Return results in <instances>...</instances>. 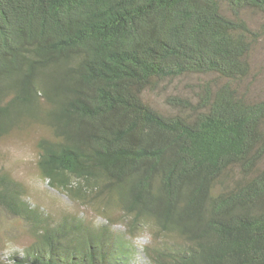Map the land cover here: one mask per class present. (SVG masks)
Instances as JSON below:
<instances>
[{
	"label": "trees",
	"instance_id": "16d2710c",
	"mask_svg": "<svg viewBox=\"0 0 264 264\" xmlns=\"http://www.w3.org/2000/svg\"><path fill=\"white\" fill-rule=\"evenodd\" d=\"M263 39L264 0H0V138L45 126L42 178L106 217L55 220L0 171L34 235L13 264H264Z\"/></svg>",
	"mask_w": 264,
	"mask_h": 264
},
{
	"label": "rangeland",
	"instance_id": "374dc122",
	"mask_svg": "<svg viewBox=\"0 0 264 264\" xmlns=\"http://www.w3.org/2000/svg\"><path fill=\"white\" fill-rule=\"evenodd\" d=\"M256 74L260 76L258 84L264 88V39L254 52ZM196 76L176 79L164 84L158 91H149L147 98L156 107L163 111L170 108L166 103V96L170 93L180 92L188 95L192 92ZM49 130L42 125H33L18 130L8 136L0 138V171L9 172L15 179L21 181L26 187L29 199L44 208L55 220L67 213H77L83 218L100 224L106 221L105 215L96 209L94 204H84L70 198L66 193L50 186L40 174L37 162L39 157L38 142ZM115 228H124L123 214L114 209L111 211ZM150 235L147 232L140 234L137 244L141 250L149 243ZM34 241L29 221L15 217L0 210V264H13L12 256L18 252L23 253ZM136 264H146L142 252L137 257Z\"/></svg>",
	"mask_w": 264,
	"mask_h": 264
}]
</instances>
